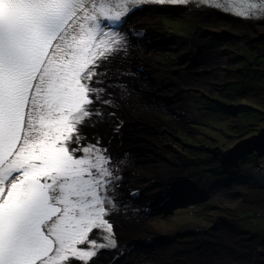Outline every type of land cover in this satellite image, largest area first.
<instances>
[{
  "label": "snow or ice",
  "instance_id": "obj_1",
  "mask_svg": "<svg viewBox=\"0 0 264 264\" xmlns=\"http://www.w3.org/2000/svg\"><path fill=\"white\" fill-rule=\"evenodd\" d=\"M188 2L0 0V264H89L117 248L129 154L110 145L133 75L121 64L140 32L129 14ZM198 3L264 19V0Z\"/></svg>",
  "mask_w": 264,
  "mask_h": 264
},
{
  "label": "rangeland",
  "instance_id": "obj_2",
  "mask_svg": "<svg viewBox=\"0 0 264 264\" xmlns=\"http://www.w3.org/2000/svg\"><path fill=\"white\" fill-rule=\"evenodd\" d=\"M147 11L151 13L150 18H159L155 22H162L156 25L146 22V24L151 25L142 27L148 30V38L151 41L148 42V45L154 48L157 52L156 56L161 62V64L157 65L159 70L154 73L157 77L156 80L159 81L161 78L165 79L171 76V71L180 73L185 72V70H198L193 65L194 62H199L198 60L186 61L190 55L199 54L198 58L203 56L201 58L203 59L213 51L217 54L226 53V57L229 60V66H224L225 70L220 69L218 71L222 78L225 75L224 79H219L223 81H212L215 85L221 84L219 85L220 90L209 91L213 88L211 86L205 92L212 103L207 100H201L199 97H202V95L196 92L191 95V106L198 108V111L204 114L202 116L200 113H196L201 124H195L194 126L200 129L199 133H193L189 129L184 130L183 127L181 129L178 128L176 135L179 136L174 142L176 146H180L178 157L174 156L173 153H166V156H169L171 160L179 159V166L184 167L180 169V178L185 180L193 172H201L202 176L206 177V185L214 184L208 186L209 190L205 198L199 195L200 192L195 196L189 192L185 193L186 197L183 196L185 198L179 196L177 204L185 203V200H191L192 202L197 200L204 201H197L196 204L186 205L185 207L178 206L175 209L172 207V213L169 212L170 209L165 212L158 211L159 213H155V217H148L147 221L153 224L154 222L156 224L159 223L158 225L162 229L172 232V230L182 226L187 229L201 225L208 229L214 227L217 221L221 223L224 219H230L239 228L249 231L253 230L257 235L262 234L261 231H264V217L260 218L254 214H258L257 211H260V213L264 212L263 185L260 184L261 188L259 189L250 186L245 188L238 184L249 181L254 183L264 181L263 178L256 177L257 174L258 176H264L263 37L253 34L251 37H256V39L248 43L243 31L241 32L236 27L225 28V30L222 29L225 27H222V25L216 26L214 24L212 27H207L196 17L180 9L167 12L158 9ZM155 22L153 21L152 23ZM206 47L211 49L206 50ZM138 76H135V78L138 79L140 77ZM244 81L253 83L246 86L242 84ZM224 85H227V87ZM192 86L195 87V85ZM178 97L184 99L183 95ZM183 107V110L187 112L184 104ZM164 115L166 118L169 117L167 112ZM196 118L197 116L193 119ZM190 119L193 120L192 117ZM140 131H142L141 128L139 129ZM170 131L175 132L176 129H170ZM144 135L143 132L135 140V146L140 144L141 138L145 137ZM254 146H258V148ZM227 153L232 154L231 159H229ZM188 159L192 160V163L196 161L200 163L186 166ZM240 163L244 166L243 169L238 167ZM145 169H147L148 173L151 172L149 174H155L153 170L151 171L147 167ZM184 171H187V174H184ZM219 172L220 175H218ZM166 175L170 176L171 173L167 172ZM195 177L193 180L199 183L201 176L197 174ZM228 183L232 187L231 189L228 187ZM221 188L226 190L224 192L220 191L216 195V190ZM247 192L249 193L247 194ZM130 198L131 200L133 199L131 196ZM260 204L262 205L260 206ZM128 210L132 211L133 209L129 207ZM127 221L136 225V222L132 219H127ZM188 234L186 235V232L173 231L171 233L172 236L169 235L172 241L171 245H177L180 241L184 242L188 238L193 237V235L190 234L189 236ZM140 252V250L134 249L127 256L129 257L130 255V261L133 258L139 259L140 256H145Z\"/></svg>",
  "mask_w": 264,
  "mask_h": 264
},
{
  "label": "bare ground",
  "instance_id": "obj_3",
  "mask_svg": "<svg viewBox=\"0 0 264 264\" xmlns=\"http://www.w3.org/2000/svg\"><path fill=\"white\" fill-rule=\"evenodd\" d=\"M205 9L206 8L199 9V11H195L192 15L207 27H212L214 24L216 26H225L222 28L224 30L225 28L231 29V27H236L241 32L243 31L248 43L256 39V37H251L253 34L259 37L261 36L264 39V19L246 21L243 23L234 16H229L214 8ZM149 16H151V13L145 9L144 11H135L129 16V19L137 28L162 23L160 21L155 22V20L159 18L152 19ZM153 21L155 23H152ZM146 22H150L151 24H146ZM209 49L211 48L206 47V50ZM156 55L157 52L152 46H142L134 40V47L131 49V54L127 58V61L121 64V67L130 69L133 75L124 77L128 84V95L121 100V107L116 110V116L113 118L114 121L121 118L125 122L124 128L121 130V132L123 131V136H119L118 139L113 140L110 147L115 156H119L124 152L129 154L127 157L128 163L123 166L122 169L123 179L120 192L122 193V198L128 202L130 208L133 210H127L126 213L121 212L113 214L111 220L115 229L117 245L119 246H117V249L123 248L124 251H127L125 252L127 255L129 252L134 251V249L141 251V248L145 247V245L149 246L145 252H140L145 256H140L139 259L133 258V260L130 261L129 255V257L127 256L129 260L124 261L125 263L123 264H132V262L133 264H242L243 261L250 263L259 261L257 259H264V257L259 254L262 249L264 251V231H261L262 234L255 235L254 239L249 240L247 239V235L237 234L234 228L236 224L232 222L233 220L230 221V219H224L221 223H218V226L215 223L217 227L206 228L207 230H204L205 227L201 225L187 229H185V226L176 228V230H172V232L177 231L185 233L187 230H190L192 231L191 234L193 237L188 238L184 242L179 240L181 243L179 242L177 245L174 244V246L165 242L166 238L170 239L169 235L172 236L171 231L162 229L161 226L158 225L159 223L156 224L154 222L153 224L147 221L148 217L155 215L153 210L154 213L152 211H147L146 203L149 202V199L152 201L155 199L159 203V201H161L159 196L163 195L165 192L169 196L171 195L170 197L175 198L182 196V193L185 194L186 192H191L194 196L199 192L204 193L202 181L198 183L191 179L195 178L193 175L196 176V172L185 178V180L180 178L179 159L171 160L169 156H166V153L170 152L178 157V150H180V146H176L174 143L179 136L176 135L178 129L175 131L176 133L171 132L170 129L175 130L176 128L183 127L184 130L187 128L191 132L193 131L192 124H187L183 116L178 117L174 114V108H177L179 104L176 105L173 101H178L181 99L178 96L191 92H198L202 97L206 96L205 98H207L205 92L209 90V87L213 86L212 90L209 91L220 88V86L215 85L212 81H223L219 79L225 78V75L222 78V75H220L218 71L220 69L225 70L224 66H229L226 53L217 54L212 51L203 59H201L203 56L198 58L199 54H194L190 55L186 61L198 60L199 62L193 63L198 70H185V72L180 73L171 71V76L165 79L161 78V80L158 81L154 73H157L159 70L157 65L161 64V62ZM138 66L142 67L146 73L149 72L151 78L144 79L143 77L145 74L139 72ZM135 76H138L139 80L136 79ZM252 83L253 82L250 81H244L242 84L247 86ZM192 85H195V87ZM178 109L175 111H178L177 114L181 113ZM193 110L194 107L188 109L187 112L194 115ZM166 112L169 116L167 118L164 115ZM140 128L142 131L139 132ZM102 131L106 132L107 135H111L110 130L107 128L102 129ZM143 132L145 134L144 136L147 138H141L140 144L136 145V147L135 140ZM193 133L195 132L193 131ZM216 138L218 139V137ZM241 144L243 145V143ZM228 155L229 158L232 156L231 153H228ZM146 167L154 171V176L157 175L154 179L158 181V185L155 187H147L149 182L147 177H152L153 174H149L151 172L148 173L147 169H145ZM167 172H170L171 175L167 176ZM184 174H187V171H184ZM201 177L199 180L203 179V177ZM256 177L264 179V176H258V174ZM190 181L195 183H190ZM260 184H262L264 188V181H260L259 183L249 181L238 185H242L245 188L249 186L258 188ZM228 187H230L229 183ZM132 188H140L142 196L134 199L132 195H129ZM231 188L232 187H230V189ZM225 190V188H221L216 190L215 194L217 195L220 191L224 192ZM248 193L249 192H247V194ZM130 196L135 202L131 200ZM261 205L262 204H260V206ZM257 212L258 214L254 215L260 218L264 217V212H262L263 214L260 213V211ZM127 219H132L136 222V225L128 222ZM206 232L208 233L206 234ZM198 239L207 242L208 247L206 250L204 249L205 245H202L199 251L192 250V247L198 244L196 241ZM210 240L218 242L219 245H215L214 247L210 246ZM158 241H161V243L159 244ZM140 242H143L144 245ZM155 242L158 243V246H155ZM114 258V256L102 253L92 264H111ZM123 260L124 259H121L116 263L120 264Z\"/></svg>",
  "mask_w": 264,
  "mask_h": 264
},
{
  "label": "flooded vegetation",
  "instance_id": "obj_4",
  "mask_svg": "<svg viewBox=\"0 0 264 264\" xmlns=\"http://www.w3.org/2000/svg\"><path fill=\"white\" fill-rule=\"evenodd\" d=\"M228 85V84H227ZM227 85H224L225 87H227ZM229 85H231V84H229ZM234 89V88H233ZM220 90V88L219 89H217V91H219ZM192 93L193 92H191V93H185L184 95H183V98L184 99H180V100H178V101H173V103L174 104H176V105H178L179 104V106L177 107V108H174V114L176 115V116H178V114L175 112L178 108H181V107H183V104L185 105V108L187 109V111H188V109H192L194 106L192 105L191 106V104H190V101H191V95H192ZM197 94H200V93H198V92H196ZM201 95V94H200ZM190 96V97H189ZM206 96H203V97H199L201 100L203 99V100H207L208 102H211L210 101V99L208 98V96H207V98H205ZM185 102H187V103H185ZM189 103V104H188ZM212 103V102H211ZM238 111V110H237ZM187 113V119L188 120H186V123L187 124H192L191 126H192V129H193V131L197 134V133H199V131H200V129H197L196 128V126H194L195 124H201L200 122H199V119H198V115L196 114V113H200L202 116L204 115V114H202L200 111H198V108H196V107H194V110H193V113H194V115L192 114H189L188 112H186ZM197 116V118L196 119H193V118H195ZM179 117V116H178ZM192 117V119L193 120H191L190 118ZM190 119V120H189ZM177 126V125H176ZM178 128H176V130H177ZM179 129H181V128H179ZM178 129V130H179ZM187 129V128H186ZM188 130V129H187ZM192 131V132H193ZM178 154H179V151H178ZM228 154V153H227ZM229 157V156H228ZM261 157V156H260ZM229 159H231V157L229 158ZM246 159V158H245ZM187 165L186 166H191V165H195V164H197V163H200L199 161H196V162H194V163H191L192 162V160L190 161V159H189V161L187 160ZM185 165V164H184ZM183 165V166H184ZM241 165V166H240ZM240 165L238 166L239 168H241V169H243V165L240 163ZM180 167V169L181 168H184V167H182V166H179ZM217 171H219L218 169H217ZM246 172V171H245ZM193 173H195V172H193ZM197 173V172H196ZM239 173H240V171H239ZM197 174H200V176H202V173L201 172H199V173H197ZM231 174H233V173H231ZM218 175H220V172H219V174ZM193 177H195L194 175H193ZM203 177V179H200L199 181H202V187H203V189H204V193H205V191L207 190V186L208 185H206L205 184V178L206 177H204V176H202ZM201 177V178H202ZM234 177V176H233ZM196 178V177H195ZM194 178V179H195ZM182 179H184V178H182ZM192 180H193V178H191ZM193 181H195V180H193ZM189 182V181H188ZM181 183H185V182H181ZM190 183H195V182H192V181H190ZM214 183H211V184H209L210 186L211 185H213ZM259 189L261 188L260 186L258 187ZM201 194H203V193H201ZM204 230H207V229H204ZM208 232H206V234H207ZM205 234V235H206ZM257 235V234H256ZM255 237V236H254ZM254 237H253V239H254ZM199 240V241H198ZM198 240H196L197 241V243L199 244L200 242H202L201 243V246H200V248L198 249V251L199 250H201V247H202V245H205V247H204V249L206 250V248L208 247L207 246V242L206 241H204V240H202V239H198ZM210 241H212V240H210ZM212 242H216V241H212ZM217 244L216 245H219V243L218 242H216ZM197 244V245H198ZM196 245V246H197ZM196 246H193L192 247V250H194V248L196 247ZM257 260H259V261H262V263H256V262H250L251 264H264V259H257ZM250 263H247V262H242V264H250Z\"/></svg>",
  "mask_w": 264,
  "mask_h": 264
},
{
  "label": "water",
  "instance_id": "obj_5",
  "mask_svg": "<svg viewBox=\"0 0 264 264\" xmlns=\"http://www.w3.org/2000/svg\"><path fill=\"white\" fill-rule=\"evenodd\" d=\"M254 147H257L258 148V146H254ZM183 194V193H182ZM186 195H188V194H186ZM183 196H185V194L184 195H182V198H185V197H183ZM178 199H179V196L178 197H176L175 198V201H174V203H173V209H175V207H178V206H183V207H185L186 205H190V204H196V202L194 201V202H192L191 200L190 201H187V200H185V203H182V204H177V201H178ZM199 202V201H198ZM172 210H170L169 212H171Z\"/></svg>",
  "mask_w": 264,
  "mask_h": 264
}]
</instances>
